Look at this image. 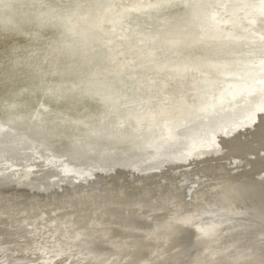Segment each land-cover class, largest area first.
I'll use <instances>...</instances> for the list:
<instances>
[{
    "label": "bare ground",
    "instance_id": "1",
    "mask_svg": "<svg viewBox=\"0 0 264 264\" xmlns=\"http://www.w3.org/2000/svg\"><path fill=\"white\" fill-rule=\"evenodd\" d=\"M8 1L11 0H0V2H4L5 6ZM19 1H21L19 5L14 3L16 7L4 8V10L8 9L9 13L3 14L4 16L0 15V26L13 27L8 21L10 14L12 16L16 9L27 6L25 10L31 11L36 18L38 17L44 22L54 24L55 29L60 32L53 43L59 44L61 48L90 47L94 51L90 54L79 53L74 58H63L70 69L74 70L71 72L72 78H65L54 73L56 77L49 81L44 89L56 88L57 84L63 86L65 83L80 82L83 75L81 72L83 64L90 62L101 65V69L109 70L116 74V76L112 74L114 77L118 78L120 74L127 71L124 69L125 66H115L114 59L108 52L102 51L103 53L99 54L104 49L103 47L109 45L107 39L113 37L112 39L116 42L118 40L119 45L123 46L125 51L132 47L134 49L139 47L140 51L152 48V54L147 61L150 66H153L152 63H155L156 60L165 63L169 69H173L183 61L194 62L201 69L200 75L207 76L206 78L209 79L206 84L217 83L223 76L225 88L217 97L212 96L199 86L197 93L194 90L193 96H198L199 106L201 103L200 107L208 113H213L214 109L221 106V100L227 90L233 93V95L226 94L233 97V105L226 110H233L234 114H237L241 111L244 113L247 109L252 112V115H255L256 120L252 123L240 120V123L233 128L228 124L229 122H225L226 120L218 118L209 122L199 111L194 110L195 114L193 115L187 111L194 129L180 136L189 139L199 132L201 134L198 138H193L191 149H189L190 157L187 150L181 155H172L176 150L166 148L164 152L174 158L162 157L159 154L145 158L138 155L137 152H122L105 147L94 148V144L89 145L90 148L87 146L88 149L83 152L75 154L69 153L70 151H59L44 140L33 139L38 122H36V118L34 120L26 119L35 110L24 108L16 111V109H11L6 111L8 122H0L2 128L10 131L6 130L0 134V166L5 161L12 166L13 164L20 165L21 171L24 173L32 172L31 166H34L36 155L48 157L46 154L38 152L40 149L37 145L44 144L58 154H67V157L71 159H85L97 162L102 166L113 165L114 168H122L121 166L128 168L133 164L128 171L143 163L147 166L143 169L146 174L148 167H160L166 162L177 165V168L186 167L187 169L196 161L195 166L202 163L201 167H205L203 163H208V161H221L223 158L243 159L246 153L252 151L250 148H255L253 145L256 144L257 148L264 146V135H262L264 133V0H174L180 3L187 1L183 5L185 7L183 9H188V11H177L182 13L180 15L172 12V5H166L173 0H121L123 3L118 7L119 10L114 8L113 4L111 5L112 0ZM84 2L88 4H84ZM66 4L73 7L69 8L65 6ZM183 6L181 5V7ZM116 10L117 12H115ZM141 10L145 12V16H139L140 14L137 15V13L134 16L131 15L135 12L141 13ZM128 12L131 14L128 15ZM145 19L149 21V24L145 25L144 22H141ZM100 32H107V34L103 36ZM68 35L73 39L68 40ZM131 38H134L132 39L134 41L128 42L127 40ZM47 47L48 45H46V49ZM245 49L251 58L243 56L244 53H247L243 52ZM171 50H176V53ZM221 52L222 55H220ZM254 60L260 61L254 62ZM142 63H145V59ZM154 68L156 67H148L144 73L140 71L137 79L127 78L124 81L126 82L124 87L128 90L137 89L141 92L137 98L140 103L148 101V98L145 99L143 95L148 84H150L149 87H152L148 89L151 93L163 95L161 93L164 92L161 86L162 74L160 75L159 71ZM102 72L104 73V71ZM91 74L94 77L89 78L88 82L91 85L88 87L99 96L100 100L97 99L99 102L101 99L103 101V96L110 97L121 92L116 82L108 81L106 77L99 76L96 71L88 72L86 75L90 76ZM184 74V72H179L174 74L175 77L172 76L171 79L182 81L183 78H186ZM219 75L221 76L219 77ZM97 77L98 81H104L105 84L102 82L103 84L100 83L98 87L94 83ZM122 77L124 76H121V79ZM42 78L40 79L42 80ZM188 82L194 83L195 81L188 80ZM194 85L195 83L188 86L193 87ZM161 98L163 97L161 96ZM15 103L12 101L9 107H14ZM158 104L157 107L145 113L142 120L148 121L149 118H152L150 117L152 111L161 110V106ZM126 110L123 109L122 114H125ZM59 111L62 112V110ZM172 111L174 110L172 109ZM100 112L104 113L105 110L102 109ZM176 113L178 114L176 115L174 112L175 117H178L180 112ZM19 115L24 118L16 120ZM169 115L170 119L174 118V122H171L174 129L175 127L181 129L184 126V120L178 121V118L175 119L172 114ZM84 118L87 117L84 116ZM144 120L143 122H145ZM174 123H178L177 126H174ZM28 124L34 129L25 133ZM43 125L40 124L42 128H45L46 124L45 127ZM161 126L154 127L160 129ZM82 128L84 126L80 124V130ZM88 128L97 130L98 127L88 124ZM114 130H108L106 136L114 134ZM94 134L96 132H92V134L85 132V136L82 138H85L87 143L100 141L108 146L121 142V139L116 136L103 138L94 136ZM174 136L170 140L174 142V146H178L176 137L179 136L177 134ZM154 138H158V134H154ZM146 142V144L154 143V140L148 138ZM172 142L168 146H172ZM70 147L72 148V146ZM154 148H158V146H154ZM225 148L226 151H221ZM221 156L223 157L221 158ZM263 162V160L250 162V165L256 169L252 173L254 178H251V174H246L250 176L248 179L247 176L246 179H243V173L238 174L236 178L243 177L238 180L230 176L225 178L215 176L209 178L208 176L207 178L200 171L199 174L202 176L200 178L205 180V183H210L208 199L199 189L200 186L196 187L195 191L190 187L184 201H181L180 194H175V190L171 188L167 193H162V196H159L158 201L154 204L137 200L134 203V200L129 202L124 191L109 187L108 178H106L108 184L103 181L104 175H100L101 180H98L100 177L97 179L100 182L92 183L93 180H91L89 184L87 183L90 186L88 190L78 189L69 193H56V191L47 197L46 189L43 190L44 193L37 188L28 190L24 187L14 191L6 184L7 180L13 178V174L9 170L3 171L0 179V264H264ZM215 166L217 165L215 164ZM198 169L200 170V167ZM122 170L117 168L116 175H120ZM209 171L205 170L206 173ZM67 173L70 174V172ZM86 177L88 178V176ZM108 177L110 178V176ZM32 180L31 182H33ZM62 183L64 184V182ZM147 185L149 184L147 183ZM79 187L83 188L81 185ZM48 191L51 192V190ZM141 196L143 197V195Z\"/></svg>",
    "mask_w": 264,
    "mask_h": 264
},
{
    "label": "rangeland",
    "instance_id": "2",
    "mask_svg": "<svg viewBox=\"0 0 264 264\" xmlns=\"http://www.w3.org/2000/svg\"><path fill=\"white\" fill-rule=\"evenodd\" d=\"M20 2L21 1L19 0H11L8 1V3L6 2L7 3L6 6L4 5V2H0V15L4 16L5 14H8L9 11L7 10L9 8H12V6L16 7L14 5L15 4L19 5ZM63 2H66V0H63ZM85 3L86 2H84V4ZM122 3L123 2H121V0H115V1L112 0L111 5L113 4V7L118 9V7L122 5ZM185 3H187V1ZM185 3L182 2L180 3L179 1L175 2L173 0V2L167 3L166 5L167 6L168 4L172 5V12L174 11L175 13L180 15L182 13H178V12H184L183 10L188 11V9H183L185 8L183 6ZM69 5L70 4H66L65 6L69 7ZM181 5L183 7H181ZM5 7H8V9L4 10ZM26 7L27 6H25L24 8L21 7L22 9L18 7L19 9H16V11L17 12L19 11L18 12L19 14L16 11H14V13L11 12L12 16L10 14L8 21L10 22V24L13 25V27L0 26V122L3 123L8 122V116L6 113L7 110L16 109L17 111V110H22L24 108L26 110H32V111L35 110L34 112H32L31 116L28 119H26V120H34V118H36V122H38V126H36V132L34 133L35 135H33L35 137H33V139L44 140V142L52 144V147L59 151H70L69 153L72 154L83 152L85 149H88V147L90 148L89 145L92 146V144H94V148L105 147V148H114L115 150H119L122 152H137L138 155L145 158H151L152 156H156L158 154L159 156L168 158L170 154H166V152H164L166 148H170V150H176V152H174L175 154L172 155H181L183 152H186L185 150H187L188 152L187 154L189 155L190 154L189 149H191L193 138L194 137L198 138L201 135L199 132L198 134H196V136H193L189 139L187 137L180 136L187 134L191 129H194L193 124H191L190 114L187 113V111L192 113L193 115L195 114L194 110H197L209 122H211V120L213 119H218V118L222 119L223 121L226 120L225 122H229L228 124H230V126H232L233 128L235 127L236 124L240 123V120L241 121L243 120L245 123L247 122L252 123L253 121L256 120V117H254L255 115L254 114L252 115V112L247 111V109H245L244 113L243 111H241L240 113L238 112L237 114H234L235 111L233 110L230 111L226 110V108H229L233 105V100H232L233 97L231 96L233 95V93L228 92L227 90H225L224 92L225 96L223 95V100H221V106L214 109L213 113H208L206 110L200 107L201 103L199 106L198 101L200 100L197 98L198 97L197 95H196L197 97L193 96L194 90H196L197 93L199 87H202L204 91L209 92L212 96L215 95L217 97V95L219 93H222L223 92L222 90L225 88V78L223 76L222 78L220 77L221 75H219L220 78L217 81V83L206 84L209 81V79L206 78L207 76L200 75L201 69L198 66V64L194 62L183 61L180 62L173 69H169L165 63L156 60L155 63H152L153 66H150V64L149 65L147 64V61H149L148 58L150 54H152L151 53L152 48H148L140 51L141 49H139V47L138 48L135 47L136 49L132 47L126 49L125 51L123 46L119 45L118 40L116 42L114 41V39H112L113 37L107 39V44L109 45L107 47H103L104 49H102L99 54L103 52H108L112 55L115 66H121V67L122 65L125 66L124 69L127 71L120 74L118 78L114 77L113 75L116 76V74L111 73L109 70L105 71L104 69H101V65L90 62L83 64V69L81 70L83 75L81 76L82 80L80 82L73 84L65 83L63 86L57 84L56 88L44 89V86L48 84L49 81L53 80L56 77L54 73L59 74V76L62 75L65 78H72L71 72H74V70L70 69V66L67 63H65V60L63 58H67V57L74 58V56L76 55L78 56L79 53L87 52L88 54H90L94 51H92V48L90 47H82V48L73 47L71 49L61 48L59 44L53 43L54 39L57 36H59L60 32H58L55 29L54 24L52 23L50 24L49 22L48 23L44 22L38 19V17L36 18V16L33 15L31 11L25 10L27 9ZM71 7L73 6H70L69 8ZM86 9L88 10L89 8ZM142 11L143 10H141V13L135 12V14H131L130 12H128L127 14L129 15L130 13L132 16H134L137 13V15L140 14L139 16L141 15L145 16V12L143 11L142 13ZM115 12H117V10ZM141 22H144L145 25L149 24V21L147 19L142 20ZM100 33H102L103 36L104 34H107V32H100ZM68 36H69L67 37L68 40H70V38L73 39L70 35ZM134 37L136 38V36ZM132 39L134 38L128 39L127 41L128 42L134 41ZM46 45H48L47 49H46ZM244 51L247 52L246 49L243 50V52ZM171 52L176 53V50H171ZM220 55H222V52L220 53ZM243 56L245 58H251L248 52L244 53ZM143 58L145 59V63H142L144 62ZM134 60L136 61L134 62ZM259 61L260 60H254V62H259ZM57 62L58 64H56ZM71 66H74V64H71ZM148 67H156L154 69H156V71H159L160 75L162 74L161 86L163 87L162 90L164 92H161L163 93V95L159 93L160 96L154 94V92L151 93V91L148 89L152 87H149L150 84H148L143 94L145 99L148 98V101L140 103L138 102L139 100H137V98L141 94V92L137 89H136L137 91L128 90L126 87H124L126 83L124 81L127 80V78L137 79L140 71L144 73V71L148 69ZM166 68L167 70H165ZM94 71H96L99 74V76L101 75L106 77L108 81L116 82L117 86L120 87L121 92L115 95L113 94L110 97L103 96V101L101 99V102H99L97 100L99 99L98 98L99 96L94 91L90 90L88 87L89 85H91L88 81L94 76L92 74L90 76L86 75L88 72H94ZM101 71H104V73L103 72L101 73ZM179 72L181 73L184 72L186 78H183L182 81H177V80L175 81L171 79L172 76L175 77L174 74H177ZM163 74L165 77L163 76ZM121 76L124 77H122L121 79ZM40 78H42V80ZM188 80H194L195 85L193 87H189L188 85L194 83H189ZM102 82L105 84L104 81H98V77L95 78L94 80V83L97 84L98 87L99 84ZM79 91L84 94H81ZM227 93H230L231 95L227 96L226 95ZM98 94L101 95L100 93ZM161 96L163 98H161ZM12 101L16 102L15 106L9 107ZM157 104L161 106L160 108L161 110L152 111L153 113L150 115V117L152 118H149L148 121H145L143 119L145 121L143 122L142 118L144 117L145 113H147L152 108L157 107ZM42 107L44 108L42 109ZM142 107L144 108V110ZM55 109L58 111H56ZM102 109L105 110L104 113L100 112ZM123 109H127L126 110L127 112L125 114H122ZM172 109L174 111H172ZM59 110H62V112ZM137 110L138 112H140V114H138ZM174 112L176 115L178 114L176 112H180L178 117H175ZM136 114H138V116H136ZM169 114H172L173 117H175V119L178 118V121H181L180 119L184 120L185 121L184 126L181 129L176 127L174 129L171 124V122L172 123L174 122V118L170 119L171 117ZM255 114L257 115L256 112ZM84 116H86L87 118H84ZM16 118H17L16 120H20L21 118L24 117L19 115V117ZM132 120H134V122H132ZM47 123L50 124L48 125ZM40 124L42 125L46 124L45 125L46 127L43 125V127L45 128H42ZM73 124L76 126L77 129ZM80 124L84 126L82 130H80ZM88 124H92V126L98 127L97 130H91V128H88ZM177 124L178 123H174L173 125L177 126ZM4 126H6V124H4ZM154 126H161V127L159 129L158 127L155 128ZM106 127H110V128L108 129ZM0 129H1L0 134L4 133L7 130L6 128H2V126H0ZM32 129L34 128H32L30 124H28V128H26L24 132L28 133L29 130ZM107 129L108 130L115 129L114 134H108V136H116V138L121 139L120 140L121 142L118 144H110V146H108V144L100 141L87 143L85 142V138H82V136H85L84 135L85 132L91 134L92 132H96L94 136L96 135V136H102L103 138H108V136H106V132H108ZM7 132L10 131L7 130ZM120 134H122V136H120ZM154 134H158V138H154ZM175 134L179 136L178 138L176 137V140H178V146H174V142L170 140V138H172V136H174ZM262 135H264V133H262ZM79 136L80 138H78ZM148 138L154 140V143L146 144ZM170 142H172V146H168ZM70 146H72V148ZM154 146H158V148H154ZM254 146H255L254 148L255 150L250 148V150L254 152L248 151L249 153H246L243 159L223 158L221 159V161L220 160H215V162L208 161V163L207 162L203 163V166L205 167H201L202 163L198 164V166L197 165L195 166V164H197L196 161L195 164H192L187 169L186 167L177 168V165L174 164L172 165L170 162H166V163L163 162L164 163L163 166L152 167V168L151 166L150 168L148 167L147 169L148 172L145 171L148 174L147 173L144 174L143 169L147 168V166L144 165L143 163L139 164L138 167L135 166V168H133L131 171H128V169L131 168V166L133 165L131 164L129 165L128 168H125L124 166H121L122 168L117 167L118 169H123L121 174L117 176L116 175L117 168H114L113 165L102 166L99 165L97 162L95 163L91 161H86L85 159H80V160H78L79 158L71 159L67 157V154H63V155L58 154L52 151V149H50L49 147L45 146L44 144H41V145H37V147L40 149V151L38 152H40V154L42 152L43 154H46L48 157H42L40 155H36L37 157L34 158L33 164L36 167L37 171L35 170V167L32 165L31 169L33 171L29 173H24V171H21L20 165L13 164L12 166V164H9L4 161L3 165L0 166V179L2 177L1 176L2 172L9 170L13 174V178H14V180L13 178H11V180H7L8 183L6 184L7 186H9V188L11 187V189H13L14 191L16 189H20L21 187L27 188L28 190L37 188L40 189L41 192L43 193L46 189L47 193L45 191V195L48 197L49 195H52V193L54 194L56 191H57L56 193L58 192L69 193L71 191H76L78 189H80L81 191H85V189L88 190L90 188L88 184L89 182H91V180H93L92 183L96 181L100 182L98 181L102 179L100 175H104L105 179L103 178L104 179L103 181H106L105 183L108 184V180H109L108 185H110L109 186L110 188L120 189L121 191H124L128 201L132 202L134 200L133 203L136 202L135 200H137V201L147 202L149 204L150 203L154 204V202L156 203L158 201V197L162 196V193L165 192L167 193L168 191L171 190V188L175 190V194L176 193L180 194L179 195L180 200L184 201L187 190L190 187H192V189H194L195 191L196 187L199 186H200L199 189H201L202 193L206 195L205 196L206 199H208L210 196V192H209L210 183L208 184L205 183V180L201 179L202 176L199 173L201 172L202 174L204 173L207 178L208 176L209 178L214 176L218 178H225L228 176L236 178L238 174H242V173L244 175V178L241 176L239 178H236L237 180L242 178L246 179L247 176L246 174L249 175L251 174L250 175L251 178H254V175H252V173H254L255 171L254 169L256 168H254V166H251L250 162L256 160L257 162H261L262 160L264 161V146H261L260 148H257L256 144L253 145V147ZM222 150L226 151V148L221 149V151ZM170 157L174 158L172 156ZM222 157L223 156H221V158ZM211 162L214 163L212 164ZM211 164L213 165V167H211L212 166ZM215 164L217 166H215ZM14 166H17L18 168ZM199 167L200 170L198 169ZM217 167H219L220 170L219 168L216 169ZM152 169L155 171H153ZM205 170L208 171L210 170V171L209 173H206L207 171L205 172ZM67 172H70V174ZM263 173H264V169H263ZM249 175L247 176V179L248 177L250 178ZM86 176H88V178ZM108 176H110V178ZM113 176H115L114 177L115 180H113L114 179ZM182 176L185 177L183 178ZM33 178L34 180H32ZM106 178H108V180H106ZM117 178L119 179V181ZM31 180L33 182H31ZM37 181L40 183H38ZM114 181L115 183H113ZM62 182H64V184ZM127 182L128 184H126ZM76 183L78 186L76 185ZM147 183L150 186L147 185ZM13 184L14 186H12ZM27 184L28 186H26ZM80 185L83 188H80L79 187ZM75 186L77 187V189ZM145 188H148L146 189L148 190L147 194ZM167 188L168 190H166ZM47 189L51 190V192L48 191ZM127 189H129L130 191ZM140 193L141 195H143V197L140 195ZM144 195H145V199H144Z\"/></svg>",
    "mask_w": 264,
    "mask_h": 264
}]
</instances>
